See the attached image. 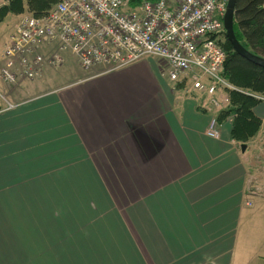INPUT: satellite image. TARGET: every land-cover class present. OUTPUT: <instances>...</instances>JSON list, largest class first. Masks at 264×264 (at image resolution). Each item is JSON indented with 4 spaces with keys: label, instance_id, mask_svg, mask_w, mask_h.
I'll return each instance as SVG.
<instances>
[{
    "label": "crops",
    "instance_id": "0c3cea01",
    "mask_svg": "<svg viewBox=\"0 0 264 264\" xmlns=\"http://www.w3.org/2000/svg\"><path fill=\"white\" fill-rule=\"evenodd\" d=\"M64 67L0 78V264H264V103L241 144L158 58Z\"/></svg>",
    "mask_w": 264,
    "mask_h": 264
},
{
    "label": "built area",
    "instance_id": "2783aa9c",
    "mask_svg": "<svg viewBox=\"0 0 264 264\" xmlns=\"http://www.w3.org/2000/svg\"><path fill=\"white\" fill-rule=\"evenodd\" d=\"M60 0L45 14L23 16L3 53L0 78L19 84L59 69L72 55L84 70L113 72L147 57L162 60L170 82L207 98L217 112L241 91L223 77V19L229 0ZM264 103V96L250 92ZM12 107V106H10ZM211 138L220 137L217 129Z\"/></svg>",
    "mask_w": 264,
    "mask_h": 264
},
{
    "label": "trees",
    "instance_id": "16d2710c",
    "mask_svg": "<svg viewBox=\"0 0 264 264\" xmlns=\"http://www.w3.org/2000/svg\"><path fill=\"white\" fill-rule=\"evenodd\" d=\"M60 0H8L0 5V24L10 15L26 12L35 16L45 14ZM144 0H133L131 6ZM234 30L238 41L250 52L264 58V0H237ZM227 54L223 77L236 88L258 96H264V68L243 58L234 50L226 38L220 42ZM241 91L230 92V105L216 113V123L231 124V138L241 144L254 139L262 126V121L254 114L262 103L255 96Z\"/></svg>",
    "mask_w": 264,
    "mask_h": 264
},
{
    "label": "rangeland",
    "instance_id": "374dc122",
    "mask_svg": "<svg viewBox=\"0 0 264 264\" xmlns=\"http://www.w3.org/2000/svg\"><path fill=\"white\" fill-rule=\"evenodd\" d=\"M5 1H7V0H0V3L1 2H5ZM30 14L31 13L26 12L25 14H23L21 16L19 15V16L12 17L10 19H6L2 24H0V45L5 42L6 37L8 36V34L11 31V27H8V25L9 26H14V25L17 26V24L19 23L20 19L23 16L30 15ZM64 66H65L64 67L65 69H68L69 70V71H65V72L77 73V72H82L83 71L81 69V67L79 66V63L77 62V59L75 57H73L72 55H66V63L64 64ZM62 78L60 80H62ZM177 85L178 84H173L174 87H176ZM177 90H179L182 94H184L187 97H189V96L190 97H193L194 101L198 105L201 104V106H203L204 104H207V98L204 95H202V94H200L198 92L193 91L189 86H186L182 90H180L179 88ZM210 111H212L213 113H217L216 110L210 109Z\"/></svg>",
    "mask_w": 264,
    "mask_h": 264
},
{
    "label": "water",
    "instance_id": "95a60500",
    "mask_svg": "<svg viewBox=\"0 0 264 264\" xmlns=\"http://www.w3.org/2000/svg\"><path fill=\"white\" fill-rule=\"evenodd\" d=\"M237 0H229L227 10L223 19L224 28L226 32V38L232 44L234 50L247 59L248 61L264 68V58L253 54L249 50H247L237 39L234 30V17H235V7ZM242 149H245V145L242 146Z\"/></svg>",
    "mask_w": 264,
    "mask_h": 264
}]
</instances>
